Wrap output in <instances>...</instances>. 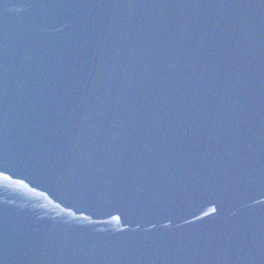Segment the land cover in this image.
Returning <instances> with one entry per match:
<instances>
[{
	"label": "water",
	"instance_id": "obj_1",
	"mask_svg": "<svg viewBox=\"0 0 264 264\" xmlns=\"http://www.w3.org/2000/svg\"><path fill=\"white\" fill-rule=\"evenodd\" d=\"M0 264H264V0H0Z\"/></svg>",
	"mask_w": 264,
	"mask_h": 264
}]
</instances>
